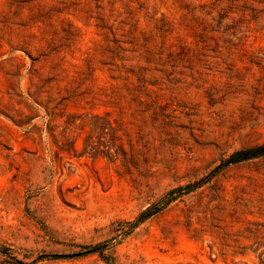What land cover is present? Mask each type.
Segmentation results:
<instances>
[{"label": "rangeland", "instance_id": "374dc122", "mask_svg": "<svg viewBox=\"0 0 264 264\" xmlns=\"http://www.w3.org/2000/svg\"><path fill=\"white\" fill-rule=\"evenodd\" d=\"M259 1L0 0V264H264Z\"/></svg>", "mask_w": 264, "mask_h": 264}, {"label": "trees", "instance_id": "16d2710c", "mask_svg": "<svg viewBox=\"0 0 264 264\" xmlns=\"http://www.w3.org/2000/svg\"><path fill=\"white\" fill-rule=\"evenodd\" d=\"M241 0H211L209 4H200L198 5L199 8L202 10H205L207 14L212 13L213 11H216V15L218 16V22H220L222 19L228 17L230 14H239L240 17L244 18L247 15H250L251 18L256 19L260 13L263 11V9H257L255 7L249 6L247 3V0H244V2L240 3ZM260 2L259 0H257ZM208 9V10H206ZM127 80V77L124 78ZM69 119L67 120V125H74V115H69ZM87 144L85 143L83 147V151H87ZM121 149V154H125L123 148ZM264 155V143L257 144L254 146L242 148L239 150L234 151L231 153L228 158L225 160V164L230 163H237L240 161H244L247 159L255 158L258 156ZM221 166H218L216 168L219 169ZM171 198H168L166 201H170ZM160 208H155L153 210V207H147L145 210H143L138 220H141L154 212H157Z\"/></svg>", "mask_w": 264, "mask_h": 264}]
</instances>
